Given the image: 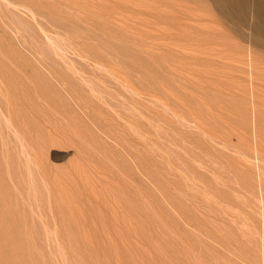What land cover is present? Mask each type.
I'll return each instance as SVG.
<instances>
[{
	"label": "rangeland",
	"instance_id": "374dc122",
	"mask_svg": "<svg viewBox=\"0 0 264 264\" xmlns=\"http://www.w3.org/2000/svg\"><path fill=\"white\" fill-rule=\"evenodd\" d=\"M255 2L0 0V264H264Z\"/></svg>",
	"mask_w": 264,
	"mask_h": 264
},
{
	"label": "bare ground",
	"instance_id": "6f19581e",
	"mask_svg": "<svg viewBox=\"0 0 264 264\" xmlns=\"http://www.w3.org/2000/svg\"><path fill=\"white\" fill-rule=\"evenodd\" d=\"M237 1V0H236ZM226 11V10H225ZM255 13L258 17H261L264 19V0H256L255 2ZM259 40V39H258ZM42 143V142H41ZM12 145V144H11ZM23 163V162H22ZM8 165V164H7ZM29 169L31 167H28ZM40 169L44 170L43 167H41ZM9 171V170H8ZM7 171V172H8ZM39 172V171H38ZM36 174V173H35ZM11 177V176H10ZM47 177V175H46ZM12 178V177H11ZM22 179V178H21ZM32 179V178H31ZM30 182V180H29ZM54 183V182H53ZM22 184V183H21ZM43 184V183H42ZM45 188V187H44ZM30 189V188H29ZM34 193V192H33ZM29 194V193H28ZM37 197V196H36Z\"/></svg>",
	"mask_w": 264,
	"mask_h": 264
}]
</instances>
